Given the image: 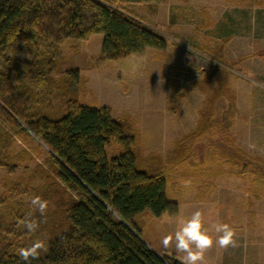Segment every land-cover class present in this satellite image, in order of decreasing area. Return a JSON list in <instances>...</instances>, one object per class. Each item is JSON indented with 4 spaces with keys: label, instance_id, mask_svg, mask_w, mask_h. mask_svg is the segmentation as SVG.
Wrapping results in <instances>:
<instances>
[{
    "label": "trees",
    "instance_id": "trees-1",
    "mask_svg": "<svg viewBox=\"0 0 264 264\" xmlns=\"http://www.w3.org/2000/svg\"><path fill=\"white\" fill-rule=\"evenodd\" d=\"M167 1L0 0V171L7 173V194L0 198V264H180L151 249L135 219L145 212L156 218L177 212V202L168 197V174L189 161L191 144L198 141L210 145L199 166L202 199L224 175L250 174L257 187L264 186V160L232 139L234 114L217 118L222 100L236 110L225 68L249 57L229 61L226 39L212 47L217 65L197 82L214 87L195 129L176 140L164 160L142 155L129 117L115 119L109 107L78 100L79 92H87L85 79L65 67L70 59L62 47L73 41L80 53L82 41L103 35L100 62L148 48L163 52L167 39L122 7ZM19 141L36 147L17 150ZM39 149H46L41 160ZM36 196L48 201L43 215L31 204ZM29 221L37 223L35 232L28 231ZM37 240L43 245L38 254L22 261L17 249Z\"/></svg>",
    "mask_w": 264,
    "mask_h": 264
},
{
    "label": "rangeland",
    "instance_id": "rangeland-1",
    "mask_svg": "<svg viewBox=\"0 0 264 264\" xmlns=\"http://www.w3.org/2000/svg\"><path fill=\"white\" fill-rule=\"evenodd\" d=\"M122 8L161 30L169 44L176 40L179 47L163 52L169 58L165 63L156 62L159 51L151 48L124 60L100 62L103 35L82 41L80 53L74 48L76 42L65 44L62 51L70 59L65 67L78 69L85 79L87 92H79L78 100L110 107L115 119L129 117L139 130L137 147L142 155L156 154L164 160L174 142L198 120V111L214 86L197 82L217 65L212 47H221L226 39L224 54L229 61L249 57L232 70L225 68L236 92V110L232 112L222 100L216 105L217 118L230 119L233 113L232 139L253 158L264 160V0H168L156 7L127 4ZM129 58L146 64L127 77L128 72L118 69L129 66L133 60L128 62ZM22 147L31 149L36 144L19 141L15 149ZM208 148L209 140L191 144L189 161L168 174V197L178 205L175 214L156 218L145 212L135 219L143 240L158 254L179 260L172 249L162 246V238L175 231L178 220L201 210L208 222L228 223L235 239V246L207 249L203 264H264V186L257 187L250 174L224 175L210 183L202 199L199 166ZM38 152L40 160L46 156V149ZM6 174L0 171V198L7 194Z\"/></svg>",
    "mask_w": 264,
    "mask_h": 264
},
{
    "label": "clouds",
    "instance_id": "clouds-1",
    "mask_svg": "<svg viewBox=\"0 0 264 264\" xmlns=\"http://www.w3.org/2000/svg\"><path fill=\"white\" fill-rule=\"evenodd\" d=\"M31 204L42 215L48 207V201L39 196L33 197ZM26 227L28 231L35 232L38 225L35 221H29ZM161 244L175 252L180 264H203L205 252L210 247L225 249L235 246L234 229L228 223L208 222L203 212L196 210L190 216L178 220L175 231L165 235ZM42 246V242L37 240L31 247L17 249V254L22 261L30 262Z\"/></svg>",
    "mask_w": 264,
    "mask_h": 264
},
{
    "label": "crops",
    "instance_id": "crops-1",
    "mask_svg": "<svg viewBox=\"0 0 264 264\" xmlns=\"http://www.w3.org/2000/svg\"><path fill=\"white\" fill-rule=\"evenodd\" d=\"M124 11V10H123ZM127 13V12H126ZM172 19V18H171ZM151 28V27H150ZM152 29H154V28H152ZM154 30H156L157 32H159V33H161L162 35H163V32L160 30L159 31V29H154ZM231 31V30H230ZM164 36V35H163ZM167 42H168V46H167V50L169 49V48H171V49H176L177 47H179V44L176 42V40L174 41V40H172L171 41V43L169 44V40H167ZM169 47V48H168ZM149 49V48H148ZM150 51H153V49H149ZM163 52H165V51H163ZM163 52H156V54H155V56H154V58H156V62H158V63H165V62H167V60H169V58H168V56L166 55V53H163ZM131 59H133L132 61H131ZM127 61L129 62V61H131V62H129L130 64H131V67H129L130 66V64H129V66H121L119 69H118V72L119 73H127L126 74V76L128 77V76H134V74H136V73H139L140 71H141V69H144V66H145V64H146V62L144 61V60H142V59H140V58H129V59H127ZM127 62V63H128ZM139 68V69H138ZM133 74V75H132ZM173 80V79H172ZM173 84V82H171L170 83V85H172ZM110 108V107H109ZM195 108L196 109H198L196 106H195ZM132 112V111H131ZM131 114V113H130ZM132 116V118L133 119H136V116L134 115V114H132L131 115ZM199 119V118H198ZM197 122H198V120L196 121V123L188 130L189 132H191L192 130H194L195 129V127H196V125H197ZM138 123H139V121H138ZM140 124V123H139ZM139 124H138V126H139ZM180 128H177V130H179ZM139 131V130H138ZM181 131H182V129H181ZM187 131V132H188ZM186 133V132H185ZM184 133V134H185ZM183 134V133H182ZM183 134V135H184ZM174 201H176V200H174ZM177 202V201H176Z\"/></svg>",
    "mask_w": 264,
    "mask_h": 264
}]
</instances>
